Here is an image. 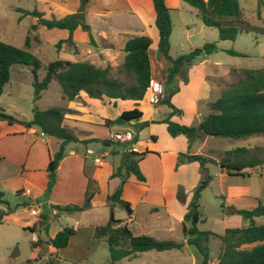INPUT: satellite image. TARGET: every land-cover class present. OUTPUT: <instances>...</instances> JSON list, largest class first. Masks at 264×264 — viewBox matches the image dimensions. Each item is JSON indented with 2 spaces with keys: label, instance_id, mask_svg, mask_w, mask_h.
<instances>
[{
  "label": "crops",
  "instance_id": "crops-1",
  "mask_svg": "<svg viewBox=\"0 0 264 264\" xmlns=\"http://www.w3.org/2000/svg\"><path fill=\"white\" fill-rule=\"evenodd\" d=\"M38 2L35 10L47 19L60 18L72 13L79 5L78 0H37ZM163 3L169 9L171 23L168 55L171 57L178 55L182 51L184 41L189 49L197 47L196 42L189 39L192 34L188 32L189 26L198 25L184 13L193 15L191 9L183 7L182 0H163ZM196 14L198 22L200 19ZM153 19L154 11L150 0H88L84 6L83 21L89 26L93 44L89 43L88 32L77 26L71 31L72 44H63L57 49L61 55L59 59L88 61L95 66L114 67L122 60L124 42L132 36L145 35L150 38L147 48L150 80L162 82L163 79L166 80L168 62L157 51V31ZM33 24L35 31L41 30L42 25L37 24L36 17ZM49 30L55 35L48 38L52 44L65 39L68 34L63 28L53 27ZM176 36L179 37L177 41ZM38 38L42 39L39 34ZM171 49L172 54L169 52ZM232 69L222 67L212 54L199 56L187 71L189 75L187 79H196L193 91L188 93L189 83L178 82L176 92H184L185 97L179 99L169 97V103L178 110L173 113H170V107L163 102L150 104L145 95L140 100L118 98L100 100L89 97L80 90L74 98L66 99L61 96L59 89V93H56L59 102L56 107L67 109L61 123L78 141L64 144L63 156L55 168L54 182L47 193H45L46 166L52 154L58 149L60 139L44 134L40 136L37 128L26 126L25 123L30 118H13L10 121L0 119V199L4 193L29 198V204L22 202L24 204L21 207L34 215L35 221L39 212L49 204H81L87 188L93 191L89 207L77 212L90 216L85 220L87 226L84 228L87 229L88 235L95 237V228L103 225L106 220H103V216L94 217L93 213L96 212V206H101L105 208L108 216L105 196L119 181L117 177L109 175L118 164L121 152L129 149L136 152L146 151L137 162L144 180L137 181L130 175L122 184L120 198L129 203L131 212L130 214L125 212V217L115 218L113 210V217L118 219L116 226L124 224L132 235H148L155 239L174 240L176 233L180 232L179 241L184 242L182 220L187 204L193 198L192 191L202 178V168L198 161L185 160L180 155H200L214 161L218 159L211 155V149L206 145L210 136L192 139L181 133L170 136L162 120L168 118L178 124L196 125L205 115L202 116L198 110V103L201 101L207 106L211 102L208 100L211 92H220L222 83L227 81ZM164 88L166 95L168 91L165 85ZM134 107L141 112L138 118L122 124L111 122L121 111ZM142 122L146 124L141 125ZM122 130L131 132L132 142H119L111 138L113 133ZM101 140L107 142L102 143ZM112 142L121 143L123 146L105 149ZM104 155H109L108 162L103 159ZM212 164L217 166L216 174L219 178L229 176L218 164ZM227 188L230 189L228 186ZM222 197V203H227L231 198L248 197V191L243 187L238 194L227 192ZM17 204L20 203L16 202L15 205ZM230 210L232 213L233 208ZM49 212L51 215L57 214L58 218L61 216L53 209ZM220 212L222 213V208ZM76 221L78 220L75 219ZM59 229L55 228L47 238L52 237ZM76 232L77 228H74L68 242ZM258 243L260 242L245 244L242 247L249 248ZM182 248L190 251L187 244H183ZM149 252L150 250L139 252L132 258L143 255L142 264H157L152 257L153 253ZM156 252L155 254H159L162 251ZM122 259L114 264H119Z\"/></svg>",
  "mask_w": 264,
  "mask_h": 264
},
{
  "label": "trees",
  "instance_id": "trees-1",
  "mask_svg": "<svg viewBox=\"0 0 264 264\" xmlns=\"http://www.w3.org/2000/svg\"><path fill=\"white\" fill-rule=\"evenodd\" d=\"M79 5L76 11L66 14L60 18L42 17V14L35 9L23 11L36 17L37 24L45 28H63L68 34L65 39L57 40L53 46L58 49L60 44H72L71 31L79 26L88 32L89 43L93 44L89 34V26L83 21L84 6L88 0H78ZM196 8L201 23L205 26H213L217 30L219 40H233L239 31H248V24L242 19L241 10L237 0H182ZM153 11V23L157 31V51L167 62L166 81L177 80V74L185 80L184 73H180L201 55H208L216 51L214 42H204L185 53H179L175 57L168 55V36L171 23L169 9L164 5L163 0H150ZM246 25V26H245ZM35 28V24L31 25ZM28 36L24 38V48L0 41V92L2 86L8 81V70L12 64H21L29 67L33 88V100H37L40 92L44 90L50 80H55L60 88L63 98L72 99L78 91L82 90L89 97L100 100L118 98L140 100L145 88L150 81V71L147 56V48L150 38L145 35L132 36L128 38L122 47L123 57L119 66V73L123 78L112 74L109 65L95 66L88 61H68L54 59L46 63L43 76L38 79L36 71L40 67L39 59L28 52ZM231 55H241L233 50H226ZM233 71V69L231 70ZM241 75L229 85L220 90L219 95L207 104L208 112L196 125H182L164 118L166 130L170 136L181 133L188 139L201 136H217L223 138H243L253 134L264 135V67L258 69H243ZM177 86L175 87V90ZM165 93V92H164ZM170 93L164 95L162 101L170 107V113L178 112L169 101ZM67 109L60 107H47L37 109L31 108V117L26 121V126H33L46 136H53L60 139L58 149L52 154L46 166L47 180L45 193L51 188L55 178V168L63 156L64 144L78 141L71 131L62 125L63 114ZM141 112L137 108L123 110L111 122L122 124L131 119H136ZM0 119L10 121L12 117L0 111ZM142 122L141 125H145ZM133 137L131 139V142ZM106 143L107 140H101ZM118 143V142H117ZM146 151L136 152L134 150L122 151L118 164L112 169L109 177L119 179L116 187L105 196L108 209V218L103 225L95 228L94 234L97 238L105 241L109 264L127 257L132 258L137 253L147 250H169L180 249L183 244L193 248L199 257V264H209V253L207 242L210 236H216L219 240V248L213 264H264V223L254 224L253 217L264 215V205L257 203L248 209H233V212L241 215L247 220L244 227H226L222 233L215 235L208 230H200L196 227L200 221L198 196L199 191L207 184L209 176L202 178L196 185L193 198L188 204V210L182 220L183 241L170 239H155L148 235H132L126 225H117L118 219L113 217L114 205L124 209L130 214L129 203L120 198L122 184L131 175L137 181H143L137 162ZM185 160H196L200 167L204 161L214 162L220 166L227 175L243 174L242 170L251 168L263 163V159L251 155L249 149L236 147L224 151L223 155L214 161L200 155H183ZM182 159V158H181ZM88 178V183H89ZM93 191L86 188L81 204H49L38 214L37 223L46 232L47 214L50 209L58 214H69L82 211L89 207V200ZM1 197V194H0ZM6 205L5 211H0V220L13 210L7 202L0 199ZM24 203H20L22 205ZM18 205V204H17ZM34 225L28 228L34 231ZM74 233V228L63 226L57 230L46 242L52 248L64 247L69 237ZM37 239L31 244L35 246ZM260 242L249 248L242 247L245 244ZM44 264H52L48 259Z\"/></svg>",
  "mask_w": 264,
  "mask_h": 264
},
{
  "label": "rangeland",
  "instance_id": "rangeland-1",
  "mask_svg": "<svg viewBox=\"0 0 264 264\" xmlns=\"http://www.w3.org/2000/svg\"><path fill=\"white\" fill-rule=\"evenodd\" d=\"M237 2L242 19L248 24V31H239L233 40H219L216 28L205 26L200 20L197 22L195 8L182 1L183 7L191 9L193 13L191 15L184 12L186 16L198 25L197 27L189 26L190 31L188 33L192 34L189 39L195 41L197 47L204 42H214L216 51L211 53L213 57L222 64V67L233 68V71L229 72L227 81L222 83V89L239 77L241 70L264 67V0H237ZM38 4L37 0H0V41L18 48H24L23 41L28 36L29 43L25 49L39 59L40 67L36 71V76L40 79L44 74L46 63L61 58V55L48 40L54 34L43 26L38 31L32 29L31 25L35 22V17L23 12L35 9ZM196 15L198 16V14ZM201 31H205V33ZM38 34L42 37L41 40H39ZM173 35H175V32ZM177 37L176 41L179 39ZM62 45L60 44L59 47ZM181 50L180 53L190 50L185 41L182 43ZM226 50H233L241 55H231ZM172 51V49L169 50L171 54ZM191 65L180 72L184 73L185 80L178 74L176 76L177 80L167 82L163 79L162 84L163 87L166 86V90L170 93L169 97L173 96L177 99L185 97L184 92L177 93V90H175L178 82L181 84L189 83L188 93L193 91L196 79H187L189 78L187 71H189ZM119 66L120 64L111 67L112 74L123 78L118 71ZM8 74V81L2 86L0 92V111L10 115L12 119H29L33 106L37 109H45L56 107L59 103L56 99V93H59L60 88L55 80H50L47 87L42 90L41 97L38 100H33L32 75L29 67L12 64L9 67ZM218 95L219 91H212L208 100L213 101ZM169 97L168 101L170 102ZM207 108L203 102L198 103V110L202 116L208 112ZM206 145L211 149V155L217 159L223 155L224 151L236 147L249 149L251 155L263 159V163L260 165L245 168L243 174L229 175L224 178L217 176V166L212 164L214 162H203L201 166L202 178L207 175L209 180L199 191L200 221L197 222L196 227L219 235L226 227H244L247 225V220L235 212L223 215L225 209L231 207L233 209H248L257 203L264 205V135L253 134L237 139L210 136ZM121 146L123 144L112 142L105 149L108 148L109 150ZM103 159L108 162L109 155H104ZM243 187H246L248 197L231 198L230 202L222 203V195H226L227 192L238 194L243 190ZM17 197L19 199H16ZM2 199L7 202L9 207H13V210L0 220V264H44L48 259L52 260V264H109L105 241L96 236L88 235L87 229L84 228L87 226L85 220L90 218L89 215L73 212L61 214L58 218L57 214L51 215L48 211L47 228L44 232L43 228L36 222L37 220H33L34 215L30 214L27 209H23L20 204L15 205L16 202L29 204V198L4 193ZM188 204L186 211L188 210ZM221 208L222 213L220 212ZM5 210L6 205L0 203V211ZM113 210L115 218L125 217L126 215L124 209L118 205H114ZM95 211L94 215L92 214L94 217L103 216V220H107L108 216L105 208L96 206ZM75 219L78 221L75 222ZM253 223L263 224L264 215L253 217ZM31 225H34L33 232L26 228ZM63 226L77 228L75 236L71 237V240L61 248H52L47 245V236L51 235L55 228ZM36 239V245L31 246ZM180 239L181 233L178 232L174 240L179 241ZM188 247L190 251L180 248L162 250L159 254H155L157 253L156 250H150L149 253H153L152 257L157 264H199V257L191 246L188 245ZM207 248L209 253L208 263L213 264L219 248V240L216 236H210ZM143 258V255L137 258H123L119 264H142L141 260Z\"/></svg>",
  "mask_w": 264,
  "mask_h": 264
},
{
  "label": "built area",
  "instance_id": "built-area-1",
  "mask_svg": "<svg viewBox=\"0 0 264 264\" xmlns=\"http://www.w3.org/2000/svg\"><path fill=\"white\" fill-rule=\"evenodd\" d=\"M147 97V100L150 104H158L164 98V87L162 82L156 80H150L148 85L145 88L143 96ZM39 135L43 134L39 132ZM111 138L115 141L119 142H131L132 134L128 130H122L119 132H115L111 135Z\"/></svg>",
  "mask_w": 264,
  "mask_h": 264
},
{
  "label": "water",
  "instance_id": "water-1",
  "mask_svg": "<svg viewBox=\"0 0 264 264\" xmlns=\"http://www.w3.org/2000/svg\"><path fill=\"white\" fill-rule=\"evenodd\" d=\"M230 212H231V210L227 208V209H225L224 213L227 214V213H230Z\"/></svg>",
  "mask_w": 264,
  "mask_h": 264
}]
</instances>
